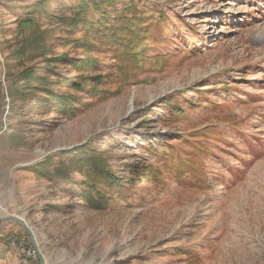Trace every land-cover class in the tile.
I'll return each mask as SVG.
<instances>
[{"label": "rangeland", "instance_id": "obj_1", "mask_svg": "<svg viewBox=\"0 0 264 264\" xmlns=\"http://www.w3.org/2000/svg\"><path fill=\"white\" fill-rule=\"evenodd\" d=\"M36 1L0 0V216L23 219L45 264H264V0H137V9L155 3L161 17L133 14L147 32L132 47L138 59H124L102 26L64 28L48 12L40 21L55 29L46 38L52 54L16 59L12 9ZM106 10L104 23L128 35ZM54 53L98 63L75 71L49 61ZM22 64L53 69L48 82L77 96L75 114L36 107L34 90L11 109L8 78ZM54 74L80 76L87 88L55 85ZM97 75L104 82L93 92L88 77ZM85 143L109 157L121 182L107 187L103 208L81 197L80 173L52 182L33 170L46 159L70 169L67 154ZM0 234V264H22L10 240L30 243L27 231L7 220Z\"/></svg>", "mask_w": 264, "mask_h": 264}, {"label": "trees", "instance_id": "obj_2", "mask_svg": "<svg viewBox=\"0 0 264 264\" xmlns=\"http://www.w3.org/2000/svg\"><path fill=\"white\" fill-rule=\"evenodd\" d=\"M55 10L49 9L52 3H57ZM91 3V5L89 4ZM122 2L120 9H117L118 4ZM137 0H72L70 4L65 5L63 0H38L31 7L13 8L12 11L16 15V33L15 36L18 39V47L15 49L14 56L16 59H25V61L33 60L36 57H44L47 54H52L50 52V46L52 43H47L46 38L53 35L51 29H46L40 21L41 14H50V18L55 21L58 26L64 27V25L70 26V28H77L80 24L86 23L93 30H98L102 26V31L105 33L110 32L111 34H116L114 40L118 45L123 48L121 56L124 57H135L139 58L141 53L139 49L132 48L136 45V48L140 46V43H136L137 37L143 36L142 40H145L146 30L138 32L142 27V24L138 17L134 16L135 12L138 13H148L149 16H154L153 20H161V17L156 15L158 12V6L151 1L145 3H140V8L137 9L135 6ZM107 7H112L114 12H116L120 23V27L126 28L128 34L126 36L117 34V28H112L104 23L105 18L109 15L106 10ZM100 13V18H94L90 16V10ZM69 10L71 12L70 16H64V11ZM53 11V12H52ZM19 12H21L20 15ZM63 15V16H61ZM57 16V17H56ZM156 16V18H155ZM27 22L28 26L23 27L22 23ZM42 24V25H41ZM95 27V28H94ZM119 27V30L121 29ZM71 29H63L69 32ZM131 33V34H129ZM125 38H130L126 40ZM115 58V57H114ZM49 61H64L74 66L75 71L78 70H90L97 66L98 60L92 56H84L80 59L71 60L68 54L61 53L56 55L54 53ZM21 71L10 74L8 78L7 93L10 98L9 105L11 109H14L15 102L17 99H25L26 96L30 95V92L34 90L35 92L31 95L36 99V107L44 108H54L63 114L73 116L78 110L74 101L77 100V96L70 93H64L59 90H55L48 82V77L53 69H48L49 71L43 75L38 70H34L32 66H24ZM52 83L55 85L67 84L72 88L77 90H82L87 88L86 83L80 80V76L77 77H57ZM85 78V77H84ZM91 78V90L93 92L98 91V84L104 82V76L97 75L88 77ZM126 84L122 81V84ZM181 94V93H180ZM165 104L170 106L173 104L171 100H166ZM101 150H96L88 143L82 144L76 148V151L67 154L66 160L72 165L70 169L65 168V162H60L56 164L48 159L42 161L33 167V170L44 177H47L50 181H63V182H73L72 173L78 172L86 179L83 182V191L81 197L86 202V204L92 206L93 208H103L108 204L109 194L107 187L110 188L113 184H121L118 177L113 172L111 168L109 157L101 154ZM43 167H46L44 171ZM154 169L152 166L148 165L143 168V175L147 180L152 178V173ZM138 178V177H137ZM102 184L103 188L98 187Z\"/></svg>", "mask_w": 264, "mask_h": 264}, {"label": "built area", "instance_id": "obj_3", "mask_svg": "<svg viewBox=\"0 0 264 264\" xmlns=\"http://www.w3.org/2000/svg\"><path fill=\"white\" fill-rule=\"evenodd\" d=\"M10 244L18 247L19 260L22 261V264H36L37 255H35V249L30 243L25 240V237L12 239L10 240Z\"/></svg>", "mask_w": 264, "mask_h": 264}, {"label": "water", "instance_id": "obj_4", "mask_svg": "<svg viewBox=\"0 0 264 264\" xmlns=\"http://www.w3.org/2000/svg\"><path fill=\"white\" fill-rule=\"evenodd\" d=\"M7 220H11V221L16 222L17 224L21 225L27 231V233L29 235L30 243L37 252L38 259H39L38 264H45L44 257L41 254L40 247L38 246V243L35 240L34 233L31 230V228L23 221V219L21 217H17V216H13V215L0 216V221H7Z\"/></svg>", "mask_w": 264, "mask_h": 264}, {"label": "bare ground", "instance_id": "obj_5", "mask_svg": "<svg viewBox=\"0 0 264 264\" xmlns=\"http://www.w3.org/2000/svg\"><path fill=\"white\" fill-rule=\"evenodd\" d=\"M35 252H36V250H35ZM36 254H37V252H36Z\"/></svg>", "mask_w": 264, "mask_h": 264}]
</instances>
